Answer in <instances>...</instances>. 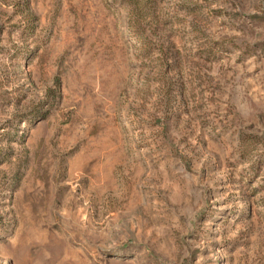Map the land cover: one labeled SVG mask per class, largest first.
<instances>
[{
    "label": "rangeland",
    "instance_id": "obj_1",
    "mask_svg": "<svg viewBox=\"0 0 264 264\" xmlns=\"http://www.w3.org/2000/svg\"><path fill=\"white\" fill-rule=\"evenodd\" d=\"M0 264H264V0H0Z\"/></svg>",
    "mask_w": 264,
    "mask_h": 264
}]
</instances>
